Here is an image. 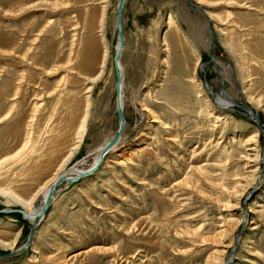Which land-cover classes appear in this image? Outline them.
Returning a JSON list of instances; mask_svg holds the SVG:
<instances>
[{"label": "rangeland", "instance_id": "374dc122", "mask_svg": "<svg viewBox=\"0 0 264 264\" xmlns=\"http://www.w3.org/2000/svg\"><path fill=\"white\" fill-rule=\"evenodd\" d=\"M190 1L212 14L215 66L205 17L185 0H126L121 139L91 174L54 186L31 244L0 264H264V133L247 110L264 129V71L240 67L264 0ZM116 5L0 0V209L40 207L42 187L89 168L116 131ZM31 159L15 190L24 205L6 182ZM28 228L0 211V253Z\"/></svg>", "mask_w": 264, "mask_h": 264}, {"label": "bare ground", "instance_id": "6f19581e", "mask_svg": "<svg viewBox=\"0 0 264 264\" xmlns=\"http://www.w3.org/2000/svg\"><path fill=\"white\" fill-rule=\"evenodd\" d=\"M117 2H118V0H117ZM125 3H126V0H123V4H122V6H121V16H120V31H121V45H118V42H119V40H118V38H117V50L119 51V57H118V59H117V67H118V73H119V81H118V85H119V91H118V105H119V108L121 109V113H122V119H123V111H122V92H123V86H124V83H125V73H124V70H123V68H122V65H121V56H122V50H123V12H124V7H125ZM195 5V4H194ZM189 6V5H188ZM190 7V6H189ZM201 9V8H200ZM261 10H262V8H260ZM196 10V9H195ZM196 11H198V10H196ZM260 11V10H259ZM198 12H200L203 16H206V18L208 19H210L211 20V17H212V14H210V13H206L205 12V10H203V9H201V11H198ZM261 13V12H260ZM206 14V15H205ZM209 19H208V21H209ZM264 21V20H263ZM210 22V21H209ZM188 23H190V22H188ZM172 24H173V21L171 20V19H169V17H168V19H167V25H168V31H170V33L167 35V37L168 38H171L172 36L173 37H178V34H175L174 33V31H171L170 30V28H172ZM191 24V23H190ZM209 25H210V23H209ZM264 25V24H263ZM262 25V21H259L258 23H254V25H252L251 27H249V29H248V33H247V35H244V34H242V35H240V42H241V44H242V46H243V50L245 51V52H247V57H246V60L245 61H243L241 64H240V67H241V69H242V72L243 73H246L247 74V72L248 73H250L251 71H252V68H255L257 71H264V49H263V47H262V44H261V42L259 41V40H257L256 39V37H258L259 35H260V30H262V29H260V27H262L263 26ZM170 27V28H169ZM210 29H211V27H210ZM116 31V30H115ZM211 32H212V44H213V41H214V33H213V31L211 30ZM230 32V30L227 32V34ZM180 34V33H179ZM210 34V33H209ZM211 37V36H210ZM210 41H211V39H210ZM116 50V51H117ZM215 60V59H214ZM212 62V61H211ZM214 63H215V61H214ZM201 68V67H200ZM203 68V67H202ZM202 70V69H201ZM255 70V71H256ZM208 92H210V95H211V97L215 100V102L218 104V105H222V104H226V103H231V104H234L233 103V101H232V99L230 98V96L227 94V93H225V91L224 90H221V92H220V95H215L213 92H212V90L209 88V86L207 85V83H206V88H205ZM224 107H226V106H224V105H222V108H224ZM248 113H250L251 115L253 114L252 113V111L248 108ZM254 115V114H253ZM124 123V122H123ZM117 127H118V124H117ZM116 130H117V128H116ZM122 133H123V126H122V129H121V131H120V134L118 135V137H117V139H116V141L115 142H113L111 145H110V147H109V149L107 150V151H105V152H102V148L105 146V144H107L108 142H110V139L112 138V136H113V134H111V136L108 138V140H106V142L95 152V154H94V161H93V163L91 164V166L88 168H74V169H72V170H70V171H68V172H66L65 174H62L61 175V181L60 182H58V183H56V179L57 178H59V177H57V178H55V179H51L49 182H47L43 187H42V190L40 191L41 193H40V196H41V201L43 202V199H44V197H45V195H46V192H47V190L51 187V185H52V183H56V185H58V184H62L63 183V185H70V183H72V182H68V183H65V181L66 180H69V179H72L73 177H75L79 172H81V171H85L86 169L87 170H91L90 171V173H88V174H85V175H89V174H91L94 170H96L97 169V165L99 164V162L100 161H102V159H103V157L105 156V154L107 153V152H109L110 150H113L117 145H118V143H119V140L121 139V136H122ZM28 133H27V131H25V135H27ZM101 155V156H100ZM100 158V161H98V159ZM97 163V164H96ZM37 161L35 160V159H31L30 160V164H29V166H28V168H24V169H21L20 171H19V174H10L9 176H8V179H7V182H6V184H8V187H7V193L6 194H8V195H10V196H12V197H14L15 198V201H17V202H20V203H23L24 205L26 204V203H24V201L23 200H21L20 198H17V196H16V192H15V190H17V189H20L21 188V184H22V182L20 181V179L23 177V174L25 175V176H28L30 173H31V171L34 169V168H37ZM89 165V164H88ZM93 166H95V167H93ZM93 167V168H92ZM86 170V171H87ZM85 175H83V176H85ZM12 179H11V178ZM15 178H17V179H15ZM64 178V179H63ZM70 181V180H69ZM67 182V181H66ZM2 190H0V195H3V193L1 192ZM53 191H54V189H53ZM57 192V191H56ZM56 192H54V194L56 193ZM56 195V194H55ZM53 196V195H52ZM57 196V195H56ZM42 202H41V204H42ZM52 202V201H51ZM39 209V207L37 208V209H30V210H28L26 213H29V212H37V210ZM24 218H25V220L27 219L28 221H31V218L32 217H25L24 216ZM44 219V218H43ZM39 222V221H38ZM37 227V226H36ZM36 227H35V229H34V232H33V234H32V237H31V239H30V242H29V244H28V246L31 244V242H32V239L34 238V235H36L35 234V230H36ZM1 245L0 246H3V244L4 243H0ZM24 244V243H23ZM22 244V245H23ZM31 247V246H30ZM11 257H13V256H11ZM10 258V257H9ZM3 259H7V258H3ZM2 259V260H3Z\"/></svg>", "mask_w": 264, "mask_h": 264}, {"label": "water", "instance_id": "95a60500", "mask_svg": "<svg viewBox=\"0 0 264 264\" xmlns=\"http://www.w3.org/2000/svg\"><path fill=\"white\" fill-rule=\"evenodd\" d=\"M185 2L191 8L196 9L198 11H201V9L198 6L194 5V3H192V1L185 0ZM122 4H123V0H118L117 5H116V11H115V30H116V36H117V38L119 40L118 45H121L120 16H121V11H122L121 10ZM204 17H205L206 29L210 33V36H211V42L209 44L210 60L212 61L213 65L215 66V63H214V55L212 53V32H211V29H210V25H209L208 19L206 18V16H204ZM118 57H119V51L117 50L115 52L114 56H113V64H114V66H113V73H114V94H115V97H114L115 104L114 105H115V113H116V116H117V119H118V127H117V130L114 132L112 138L110 139V142H108L107 144H105V146L102 148V152L107 151L109 149L110 145L113 142L116 141L118 135L120 134V131L122 129V126H123V119H122L121 109L119 108V105L117 104L118 103V91H119V85H118L119 73H118V67H117V59H118ZM200 67H201L200 69H203L202 68L203 67V63L200 64ZM253 114H254V116H253L254 117L253 118V122L257 125L258 129L261 132L264 133V129L258 124V119H257L256 113H253ZM262 152L264 153V146H263ZM98 161H100V158L98 159ZM93 167H95V166H93ZM86 170L79 172L75 177H73L72 179H69L70 181L69 180H66L67 182L65 181V183L74 182L75 180H77L78 178L82 177L83 175L90 173V171L92 169L90 171L89 170L86 171ZM59 180L60 181L62 180L61 179V176L56 179V183L60 182ZM56 183H52L51 187L47 190L46 195H45V197L43 199L42 204L40 205L39 209L35 213L34 212L26 213L21 208H18V209L2 208V209H0V211H4V212H8V211H11V210L17 211L23 217L24 216L25 217H27V216L28 217H32L31 218V221H29L28 234H27V236L25 238L24 244L21 245L16 250H11V251H7L5 253H0V259L8 258V257L14 256V255L22 252L26 248V246L29 244L30 239L32 237V234L34 232V229H35L38 221L40 220V218L43 216V213H44L47 205L49 204V202H50V200L52 198V195L54 194L53 189H54V186L56 185Z\"/></svg>", "mask_w": 264, "mask_h": 264}]
</instances>
